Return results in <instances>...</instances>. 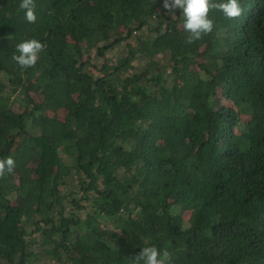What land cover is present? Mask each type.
<instances>
[{
    "label": "trees",
    "instance_id": "16d2710c",
    "mask_svg": "<svg viewBox=\"0 0 264 264\" xmlns=\"http://www.w3.org/2000/svg\"><path fill=\"white\" fill-rule=\"evenodd\" d=\"M20 3L0 0V159L16 162L0 264H130L146 246L264 264V0L213 9L192 44L163 0H35V23Z\"/></svg>",
    "mask_w": 264,
    "mask_h": 264
},
{
    "label": "clouds",
    "instance_id": "9594fccd",
    "mask_svg": "<svg viewBox=\"0 0 264 264\" xmlns=\"http://www.w3.org/2000/svg\"><path fill=\"white\" fill-rule=\"evenodd\" d=\"M19 8L24 10L28 23L36 22L35 0H21ZM163 8L168 12L175 9L182 10L183 29L189 34L186 43L192 44L213 30V20L209 12L213 9L221 11L227 18L235 19L242 15L243 9L239 0H163ZM45 45L37 39H26L15 46L12 60L21 68L34 67ZM16 162L11 156L0 159V178L13 173ZM130 264H172L171 253L168 250H159L155 246H146Z\"/></svg>",
    "mask_w": 264,
    "mask_h": 264
},
{
    "label": "rangeland",
    "instance_id": "374dc122",
    "mask_svg": "<svg viewBox=\"0 0 264 264\" xmlns=\"http://www.w3.org/2000/svg\"><path fill=\"white\" fill-rule=\"evenodd\" d=\"M117 48H120V47H116L115 49H113V51H115ZM113 52H107L106 55H111Z\"/></svg>",
    "mask_w": 264,
    "mask_h": 264
}]
</instances>
